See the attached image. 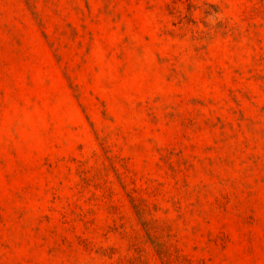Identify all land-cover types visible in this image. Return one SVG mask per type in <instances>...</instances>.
<instances>
[{"label": "rangeland", "instance_id": "obj_1", "mask_svg": "<svg viewBox=\"0 0 264 264\" xmlns=\"http://www.w3.org/2000/svg\"><path fill=\"white\" fill-rule=\"evenodd\" d=\"M0 264H264V0H0Z\"/></svg>", "mask_w": 264, "mask_h": 264}]
</instances>
